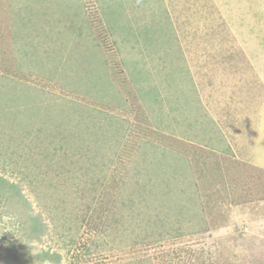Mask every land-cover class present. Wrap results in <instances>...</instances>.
Masks as SVG:
<instances>
[{
  "label": "rangeland",
  "instance_id": "1",
  "mask_svg": "<svg viewBox=\"0 0 264 264\" xmlns=\"http://www.w3.org/2000/svg\"><path fill=\"white\" fill-rule=\"evenodd\" d=\"M110 2L0 0V254L264 264V0Z\"/></svg>",
  "mask_w": 264,
  "mask_h": 264
},
{
  "label": "trees",
  "instance_id": "2",
  "mask_svg": "<svg viewBox=\"0 0 264 264\" xmlns=\"http://www.w3.org/2000/svg\"><path fill=\"white\" fill-rule=\"evenodd\" d=\"M116 1H119V0H116ZM114 3H115V0H111L110 7L112 8V12H113ZM75 13H76L75 16H77L78 13H80V8H76ZM151 184H152V182H151V180H149V181L143 183V187L144 186L145 187L148 186L146 188V189H148V188H150ZM140 189L142 190V188H140ZM142 191H145V190H142ZM9 200H16L18 203L21 204L22 202H24L25 199H24L23 194H21L20 187L18 186V184L12 183L8 179L0 177V204L5 203V201L9 202ZM40 233H41V229L37 230V232H36L37 235H35V237L37 239L39 238V236H40L39 234ZM3 246L4 245L2 244V246H0V249L2 248V250H3ZM6 249H8V247H6ZM6 249H5V251H6ZM43 254L45 255V258L42 257L41 260L47 262L48 259H49V255L50 254L48 252H43ZM13 255H14V257H10V256H7V255H3L1 253L0 254V259H1L0 260V264H12V263H14L12 261L17 260L18 256H17L16 253L14 254V251H13ZM32 258L34 259L35 257H32ZM57 261H58V258L55 259V262H57ZM21 264H26V259H25V261L24 260L21 261ZM32 264H35V262L32 263Z\"/></svg>",
  "mask_w": 264,
  "mask_h": 264
}]
</instances>
